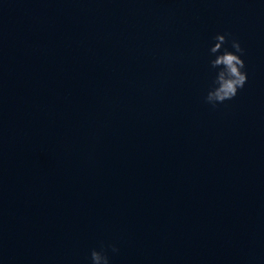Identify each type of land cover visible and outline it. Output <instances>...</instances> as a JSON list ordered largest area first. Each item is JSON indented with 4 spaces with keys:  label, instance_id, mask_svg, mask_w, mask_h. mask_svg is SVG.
I'll list each match as a JSON object with an SVG mask.
<instances>
[{
    "label": "water",
    "instance_id": "1",
    "mask_svg": "<svg viewBox=\"0 0 264 264\" xmlns=\"http://www.w3.org/2000/svg\"><path fill=\"white\" fill-rule=\"evenodd\" d=\"M218 33L248 78L213 108ZM101 247L264 264V0H0V264Z\"/></svg>",
    "mask_w": 264,
    "mask_h": 264
},
{
    "label": "clouds",
    "instance_id": "2",
    "mask_svg": "<svg viewBox=\"0 0 264 264\" xmlns=\"http://www.w3.org/2000/svg\"><path fill=\"white\" fill-rule=\"evenodd\" d=\"M215 43L209 49V64L212 69H218L213 86L208 90L205 96V102L215 108L218 104L232 100L236 97L238 91L244 87L247 82V73L245 62L241 58L244 49L239 41L231 40V50L225 45L229 44V40L225 34H217L214 38ZM112 251L118 249L112 245ZM92 264H109V258L101 247L100 250L93 249L90 253Z\"/></svg>",
    "mask_w": 264,
    "mask_h": 264
}]
</instances>
